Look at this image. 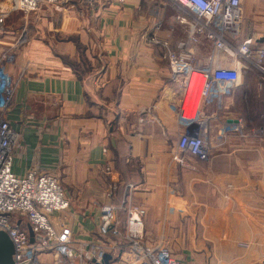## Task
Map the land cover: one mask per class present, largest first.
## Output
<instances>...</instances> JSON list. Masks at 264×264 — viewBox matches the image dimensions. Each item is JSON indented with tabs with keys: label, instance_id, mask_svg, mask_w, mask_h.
<instances>
[{
	"label": "crops",
	"instance_id": "1",
	"mask_svg": "<svg viewBox=\"0 0 264 264\" xmlns=\"http://www.w3.org/2000/svg\"><path fill=\"white\" fill-rule=\"evenodd\" d=\"M15 1L0 0V11ZM86 5L59 3L30 20L20 48L24 22L10 16L0 31V56L11 57L2 64L17 82L5 114L21 135L13 172L51 174L71 201L50 221L59 233L71 229L72 257L44 252L40 264H80L83 252L82 264H92L91 253L122 240L99 232L101 207L110 204L120 206L121 231L127 207L142 206L145 246L166 248L183 264H264V135L217 141L230 121L245 128L231 112L242 84L224 109H206L210 159L179 154L183 88L172 80L170 60L186 37L179 10L165 0H98L85 15L79 9ZM242 14L239 41L252 39L255 52L264 47V0H242ZM195 52L199 63L216 58L207 42ZM262 114L250 131L264 128ZM124 250L111 264H128Z\"/></svg>",
	"mask_w": 264,
	"mask_h": 264
},
{
	"label": "built area",
	"instance_id": "2",
	"mask_svg": "<svg viewBox=\"0 0 264 264\" xmlns=\"http://www.w3.org/2000/svg\"><path fill=\"white\" fill-rule=\"evenodd\" d=\"M73 0H16L12 8L0 11V31L4 29L7 18L13 14L22 16L28 22L29 15L39 12L47 6L59 3L70 4ZM124 2L125 0H118ZM179 10L177 21L186 29V37L177 44L174 56L175 64L172 80L182 82L183 98L179 106L180 123L184 130L179 135L176 148L184 155L206 162L210 159L213 145L209 141V118L206 109L215 104L221 109L225 100L241 86L243 81V60L249 66L257 67L264 73V47L253 51V40L239 41L243 19L242 0H165ZM87 8H94L98 0H82ZM27 29L20 32L15 47L20 48L27 42ZM207 42L218 56L211 62L199 63L195 47ZM226 58V63H223ZM11 57L0 56V232L10 237L14 246V264H40L39 255L47 252H59L72 257L69 246L72 244L71 229L57 232L50 221L54 213L66 211L71 207L64 188L51 174L37 170L29 171L25 176L13 172L14 152L21 135L15 130L5 114L9 111L17 82L7 73L4 60ZM232 65V66H229ZM261 87L264 88V77ZM199 94L197 105L194 104ZM39 99H34L30 107H36ZM264 122V110L262 114ZM230 133H244L240 124H225L218 130V138L226 140ZM263 136L264 128L250 133V136ZM126 202L122 205L125 206ZM122 206V207H123ZM120 208L112 204L101 207L99 232L102 237H117L122 240L99 252L91 253L90 261L101 263L102 256L124 253L129 243L128 264H183L182 260L168 249H149L144 244L145 215L142 206L131 204L127 207V221L123 231L115 226L116 214ZM31 232L33 242H31ZM128 244V245H129ZM87 252L79 255L80 264Z\"/></svg>",
	"mask_w": 264,
	"mask_h": 264
},
{
	"label": "rangeland",
	"instance_id": "3",
	"mask_svg": "<svg viewBox=\"0 0 264 264\" xmlns=\"http://www.w3.org/2000/svg\"><path fill=\"white\" fill-rule=\"evenodd\" d=\"M13 4L14 3H8V5L5 4L4 5L6 7L5 10L6 9L9 10L10 8H12ZM80 5H81V3H80ZM166 5H167V7L169 9L173 8L168 3H166ZM52 7L53 6H47L44 9L40 10L39 12H35V13L30 14L29 15L28 22H26V23H25V21L22 20V16H19V14H13V15H11L10 18H14V19L16 18L17 20H20V21L24 22V23H22V26L20 27L21 30H24V29H27L26 26H27V23H29L30 20L39 18L40 16H42V14H44L45 12H47ZM94 9L95 8H93V10ZM79 11L82 14H85V15H91V14H93L92 9L91 8H87V6H82L79 9ZM8 26H9V23H8ZM26 31L28 32V29ZM27 34H28L27 35V37H28L27 38V41H28L30 35H29V32ZM182 34H183V32H182ZM182 34L178 35L179 36L178 40L181 38V35ZM185 34H186V29L184 28V34L183 35H185ZM183 38H185V36L182 37V39ZM182 39H180L178 41V43ZM26 44H27V42H26ZM199 45L201 46L202 45V42ZM204 47L206 48V51H208L209 47L206 46V45H204ZM4 55H5V53H4ZM213 55L214 56L215 55L218 56V53L214 51L213 52ZM222 61L225 64L226 63V58H223ZM239 61L243 65V83H242V87H241L242 89H241V91H239V93L235 95V98H233V102L232 103H234V106H231V109H232L231 112L235 116L237 115V117L239 119H242L243 120V124L245 126L244 130L247 131V132H250L252 134V130L250 131V128H254V127H257L258 126V122H259V119H260V115L262 113V110H264V92H263L264 91V88L261 87L260 90L258 89V82H259V84L262 82V80H263L262 78L264 77V73L261 72V70L259 68H257V67H254L252 65L251 66L247 65L246 62L243 61V60H239ZM229 66H232V65H229ZM230 97H228V98H230ZM194 104H195V101H194ZM226 105L229 106V105H232V104L229 103V100H228V102L226 103ZM212 134H214V133H212ZM214 136H216V134H214ZM248 138L247 137H244L243 139H248ZM255 139L256 140L257 139L259 140V139H261V137L254 138L253 140H255ZM218 140H219V138L217 139V141ZM179 154H182V153L180 152ZM182 155H184V154H182ZM137 206H140V205H137ZM120 236H122V234ZM120 236H117V237H120ZM130 247L131 246L129 244L125 248L128 249V250H130L131 249ZM113 257L114 256H112V258ZM128 258H129V255L126 254L124 256L123 260L124 261H127ZM71 264H73V263H71Z\"/></svg>",
	"mask_w": 264,
	"mask_h": 264
},
{
	"label": "water",
	"instance_id": "4",
	"mask_svg": "<svg viewBox=\"0 0 264 264\" xmlns=\"http://www.w3.org/2000/svg\"><path fill=\"white\" fill-rule=\"evenodd\" d=\"M230 124L232 121L229 122ZM236 124L238 121L235 122ZM31 242H33V235L31 232ZM14 246L13 243L5 232H0V264H14ZM112 256L108 253H105L102 256L101 263H98L96 259L92 260V264H111Z\"/></svg>",
	"mask_w": 264,
	"mask_h": 264
},
{
	"label": "bare ground",
	"instance_id": "5",
	"mask_svg": "<svg viewBox=\"0 0 264 264\" xmlns=\"http://www.w3.org/2000/svg\"><path fill=\"white\" fill-rule=\"evenodd\" d=\"M181 84H182V82H181ZM198 99H199V94H197V96H196V101H195L196 105H197ZM180 104H181V102H180Z\"/></svg>",
	"mask_w": 264,
	"mask_h": 264
}]
</instances>
